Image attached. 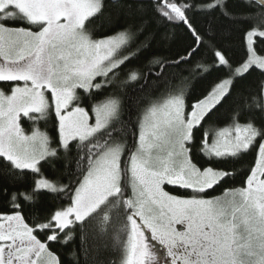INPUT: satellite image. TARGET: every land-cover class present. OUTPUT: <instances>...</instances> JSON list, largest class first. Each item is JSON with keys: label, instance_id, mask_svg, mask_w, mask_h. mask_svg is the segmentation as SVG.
Listing matches in <instances>:
<instances>
[{"label": "snow or ice", "instance_id": "6c2138e0", "mask_svg": "<svg viewBox=\"0 0 264 264\" xmlns=\"http://www.w3.org/2000/svg\"><path fill=\"white\" fill-rule=\"evenodd\" d=\"M0 264H264V0H0Z\"/></svg>", "mask_w": 264, "mask_h": 264}, {"label": "trees", "instance_id": "16d2710c", "mask_svg": "<svg viewBox=\"0 0 264 264\" xmlns=\"http://www.w3.org/2000/svg\"><path fill=\"white\" fill-rule=\"evenodd\" d=\"M183 41L178 40V42L174 46L164 47L159 44L154 45L151 50L145 52L143 56H141L138 60L133 62V65H129V67H133L134 65L142 64L147 57H150L153 53H158L161 56H174L176 51H179L182 46ZM169 71H176L175 69H170ZM25 127H28L25 124Z\"/></svg>", "mask_w": 264, "mask_h": 264}, {"label": "rangeland", "instance_id": "374dc122", "mask_svg": "<svg viewBox=\"0 0 264 264\" xmlns=\"http://www.w3.org/2000/svg\"><path fill=\"white\" fill-rule=\"evenodd\" d=\"M178 229L183 230V226H178Z\"/></svg>", "mask_w": 264, "mask_h": 264}]
</instances>
